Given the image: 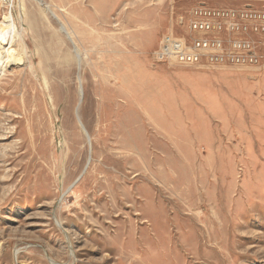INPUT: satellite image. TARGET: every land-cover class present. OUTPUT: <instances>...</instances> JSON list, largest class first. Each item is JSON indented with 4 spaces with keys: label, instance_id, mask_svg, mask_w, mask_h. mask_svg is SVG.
<instances>
[{
    "label": "rangeland",
    "instance_id": "1",
    "mask_svg": "<svg viewBox=\"0 0 264 264\" xmlns=\"http://www.w3.org/2000/svg\"><path fill=\"white\" fill-rule=\"evenodd\" d=\"M196 7L264 0H0V264H264V63L152 58Z\"/></svg>",
    "mask_w": 264,
    "mask_h": 264
},
{
    "label": "built area",
    "instance_id": "2",
    "mask_svg": "<svg viewBox=\"0 0 264 264\" xmlns=\"http://www.w3.org/2000/svg\"><path fill=\"white\" fill-rule=\"evenodd\" d=\"M152 58L158 64L181 66L260 67L264 63V10L196 7L188 14L184 36L166 35Z\"/></svg>",
    "mask_w": 264,
    "mask_h": 264
},
{
    "label": "bare ground",
    "instance_id": "3",
    "mask_svg": "<svg viewBox=\"0 0 264 264\" xmlns=\"http://www.w3.org/2000/svg\"><path fill=\"white\" fill-rule=\"evenodd\" d=\"M13 25L14 20L11 16L5 15L0 20V77L6 72V68H17L22 61L21 53L13 48L16 38L15 34L10 32Z\"/></svg>",
    "mask_w": 264,
    "mask_h": 264
}]
</instances>
